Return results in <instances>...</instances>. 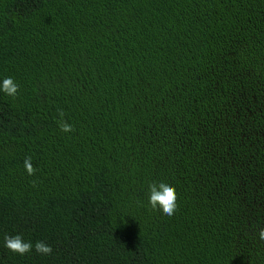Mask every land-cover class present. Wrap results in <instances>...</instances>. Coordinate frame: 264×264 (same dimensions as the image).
<instances>
[{
	"label": "trees",
	"instance_id": "trees-1",
	"mask_svg": "<svg viewBox=\"0 0 264 264\" xmlns=\"http://www.w3.org/2000/svg\"><path fill=\"white\" fill-rule=\"evenodd\" d=\"M6 77L0 264H264V0H0Z\"/></svg>",
	"mask_w": 264,
	"mask_h": 264
},
{
	"label": "clouds",
	"instance_id": "clouds-1",
	"mask_svg": "<svg viewBox=\"0 0 264 264\" xmlns=\"http://www.w3.org/2000/svg\"><path fill=\"white\" fill-rule=\"evenodd\" d=\"M19 85L14 82L11 77L3 79L2 85H0V91L5 95L15 98L18 94ZM63 112L60 116L63 117ZM59 128L62 132L71 133L74 131L73 126L64 120L59 122ZM30 156L24 160V167L28 175L32 176L35 174L36 169L33 167ZM148 204L153 211H160L164 215L172 216L177 209V194L175 187L166 182L150 183L148 185ZM258 238L264 241V228L258 231ZM4 247L20 256H24L31 251L35 250L37 254L43 256H50L53 249L50 245L43 241L35 242V245L31 241H25L21 234L5 235L4 236Z\"/></svg>",
	"mask_w": 264,
	"mask_h": 264
}]
</instances>
